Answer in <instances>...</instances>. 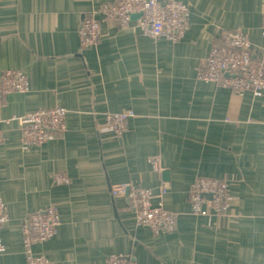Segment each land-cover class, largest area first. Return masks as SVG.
I'll list each match as a JSON object with an SVG mask.
<instances>
[{
  "label": "crops",
  "instance_id": "obj_1",
  "mask_svg": "<svg viewBox=\"0 0 264 264\" xmlns=\"http://www.w3.org/2000/svg\"><path fill=\"white\" fill-rule=\"evenodd\" d=\"M109 1L0 0V78L18 69L29 79L0 105L9 217L0 264H26L23 227L50 205L62 222L34 247L50 264H106L111 253L138 264H264V95L200 77L223 32L242 31L264 59V0H181L192 23L175 38L98 12L101 38L85 48L84 20ZM54 106L68 109L66 128L39 144L9 120ZM127 109L136 116L125 131L107 130V113ZM59 173L68 180L57 181ZM204 176L228 181L224 211H193L191 187ZM132 182L161 194L177 213L175 230L140 224L130 199L114 196L115 185Z\"/></svg>",
  "mask_w": 264,
  "mask_h": 264
},
{
  "label": "built area",
  "instance_id": "obj_2",
  "mask_svg": "<svg viewBox=\"0 0 264 264\" xmlns=\"http://www.w3.org/2000/svg\"><path fill=\"white\" fill-rule=\"evenodd\" d=\"M264 10V8H263ZM130 24L133 14L142 12L136 20L141 31L154 38L182 35L192 23L190 6L181 0H112L105 3L96 14L87 17L81 26V40L85 48L96 45L102 34V18ZM264 13V11H263ZM264 34V30H263ZM200 77L206 81H216L235 89H250L255 95H264V59L255 58L253 44L242 31L223 32L220 40L213 45ZM29 88V79L21 70L9 69L0 78V105L12 91ZM136 116L134 109L109 112L106 115V129L122 134L131 118ZM68 109L65 106L39 108L26 114L14 113L9 120H17L23 127L24 138L35 144L53 136L52 131L66 128ZM0 121V142L4 137ZM157 170H161L160 159L151 158ZM3 166L0 162V168ZM57 181L68 180L66 173L57 174ZM214 193L213 199L202 196L203 192ZM116 198L128 197L140 224L151 226L155 231H173L177 225V213L166 208L161 194L151 187L138 183H121L113 187ZM231 192L226 179L216 176L198 177L191 187L192 208L196 213L222 212L231 204ZM212 202L211 207L206 203ZM6 203L0 195V255L7 251L3 237V227L8 221ZM62 217L57 205H50L43 211L32 213L23 227L27 253L26 264H50L43 253L35 252V245L54 237ZM106 264H138L123 253H111Z\"/></svg>",
  "mask_w": 264,
  "mask_h": 264
},
{
  "label": "water",
  "instance_id": "obj_3",
  "mask_svg": "<svg viewBox=\"0 0 264 264\" xmlns=\"http://www.w3.org/2000/svg\"><path fill=\"white\" fill-rule=\"evenodd\" d=\"M141 15H142V12L134 13L132 18L133 19H138ZM163 179H164L165 185L169 186L170 182H171V171H170V169H164V171H163ZM202 196L207 198V199H213L214 198V193L211 192V191H206V192L202 193Z\"/></svg>",
  "mask_w": 264,
  "mask_h": 264
}]
</instances>
